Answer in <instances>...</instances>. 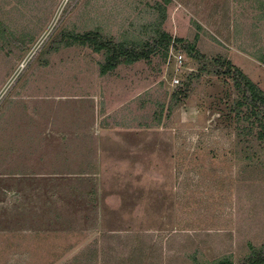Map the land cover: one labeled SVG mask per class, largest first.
Returning <instances> with one entry per match:
<instances>
[{"label": "rangeland", "instance_id": "rangeland-1", "mask_svg": "<svg viewBox=\"0 0 264 264\" xmlns=\"http://www.w3.org/2000/svg\"><path fill=\"white\" fill-rule=\"evenodd\" d=\"M156 27L264 92V0H0V264L237 263L264 243V143L231 78L174 104L195 68L180 47L105 75L101 53L53 49Z\"/></svg>", "mask_w": 264, "mask_h": 264}, {"label": "trees", "instance_id": "trees-1", "mask_svg": "<svg viewBox=\"0 0 264 264\" xmlns=\"http://www.w3.org/2000/svg\"><path fill=\"white\" fill-rule=\"evenodd\" d=\"M53 45V49L60 46H87L92 51L101 53L103 60L99 65L100 75H105L120 65H131L140 60H149L151 56L158 53L165 57L171 46L180 47L194 62L195 68L188 72L182 82V87L172 94L174 104L189 96L192 82L201 74L231 78L233 88L237 93L231 110L236 123L247 124V126H242L241 133L253 134L257 140L264 143V92L224 56L203 55L195 49L194 43L182 38H173L160 27H156L152 38L146 41L131 38L116 41L98 30L83 33L60 31L53 39ZM255 129L256 132H254ZM206 264H264V243L259 246L250 245L248 255L237 263H233L226 256Z\"/></svg>", "mask_w": 264, "mask_h": 264}, {"label": "built area", "instance_id": "built-area-1", "mask_svg": "<svg viewBox=\"0 0 264 264\" xmlns=\"http://www.w3.org/2000/svg\"><path fill=\"white\" fill-rule=\"evenodd\" d=\"M181 59H182L181 54H180V53H177V59H176V62H180V64H181V62H182ZM174 82L177 83L178 81L175 79Z\"/></svg>", "mask_w": 264, "mask_h": 264}]
</instances>
